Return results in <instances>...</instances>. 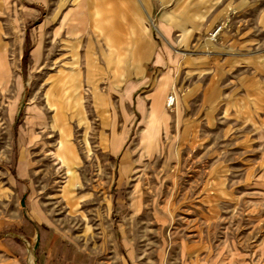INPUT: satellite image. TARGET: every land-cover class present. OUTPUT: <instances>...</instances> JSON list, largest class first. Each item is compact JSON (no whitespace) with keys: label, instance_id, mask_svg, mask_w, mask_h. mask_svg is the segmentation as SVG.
<instances>
[{"label":"rangeland","instance_id":"374dc122","mask_svg":"<svg viewBox=\"0 0 264 264\" xmlns=\"http://www.w3.org/2000/svg\"><path fill=\"white\" fill-rule=\"evenodd\" d=\"M35 227L97 264H264V0H0V264Z\"/></svg>","mask_w":264,"mask_h":264},{"label":"crops","instance_id":"0c3cea01","mask_svg":"<svg viewBox=\"0 0 264 264\" xmlns=\"http://www.w3.org/2000/svg\"><path fill=\"white\" fill-rule=\"evenodd\" d=\"M3 2L6 6H8L9 0H3ZM18 17L23 19V16L21 15H18ZM109 52L111 53V50ZM74 69L78 74H80L79 68L76 69V66H74ZM88 79H90L89 76ZM93 97L96 101L101 99V94H99L97 87L93 89ZM103 99L104 98H102V101H105ZM112 123L111 133L114 129V123H116L115 116L112 118ZM116 133L118 134V131ZM111 137L113 138V133L109 136V150L112 151L114 149L112 152L117 153L119 149L117 146L112 147ZM75 182L77 184L78 181L76 180ZM136 208V206L133 207L132 211L134 209V211H137ZM36 237L38 239L36 257L33 246L31 245V247H28V261L30 264H97L98 262V259L94 253L76 247V245H74L70 240L64 236H61V234L55 230H44L40 228L37 229L35 227L31 238L35 239Z\"/></svg>","mask_w":264,"mask_h":264},{"label":"bare ground","instance_id":"6f19581e","mask_svg":"<svg viewBox=\"0 0 264 264\" xmlns=\"http://www.w3.org/2000/svg\"><path fill=\"white\" fill-rule=\"evenodd\" d=\"M7 72V71H6ZM79 76L73 72L72 74V91L69 94H66L65 86L62 88V92L68 99H72L78 101L81 95V91L79 90ZM55 109L53 115V122L50 123L52 131L58 132V141L56 143L55 149L50 154L52 157L58 160L59 164L65 165L66 172L68 175V182L63 187V195L70 198L72 193V187L75 185V181L79 179L78 171L76 170V165H79V152L78 149L73 142L72 135V127L69 126V122L65 120V115L62 110L58 107V104H52ZM114 118V117H113ZM45 119V118H44ZM45 123V120H43ZM113 124V123H112ZM115 124V123H114ZM47 125V124H46ZM49 125V124H48ZM113 138H112V147L117 146L118 134L116 133L115 128L113 129ZM114 150V149H113ZM112 150V151H113ZM51 152V151H50ZM26 161H22L20 163V172H24L26 170ZM71 199V198H70Z\"/></svg>","mask_w":264,"mask_h":264},{"label":"built area","instance_id":"2783aa9c","mask_svg":"<svg viewBox=\"0 0 264 264\" xmlns=\"http://www.w3.org/2000/svg\"><path fill=\"white\" fill-rule=\"evenodd\" d=\"M175 102V95L174 94H171L168 98H167V105L168 106H171V105H173V104H175L174 103Z\"/></svg>","mask_w":264,"mask_h":264}]
</instances>
